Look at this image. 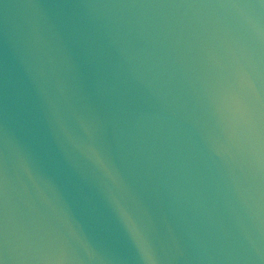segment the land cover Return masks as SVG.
I'll return each instance as SVG.
<instances>
[{"label": "water", "instance_id": "water-1", "mask_svg": "<svg viewBox=\"0 0 264 264\" xmlns=\"http://www.w3.org/2000/svg\"><path fill=\"white\" fill-rule=\"evenodd\" d=\"M0 264H264V0H0Z\"/></svg>", "mask_w": 264, "mask_h": 264}]
</instances>
